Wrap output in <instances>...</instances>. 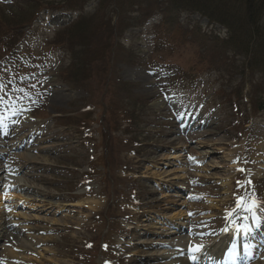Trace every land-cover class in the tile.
I'll use <instances>...</instances> for the list:
<instances>
[{
	"label": "rangeland",
	"instance_id": "1",
	"mask_svg": "<svg viewBox=\"0 0 264 264\" xmlns=\"http://www.w3.org/2000/svg\"><path fill=\"white\" fill-rule=\"evenodd\" d=\"M149 4L0 0V210L7 232L28 235L8 264H169L172 224L217 243L246 217L239 197L256 205L250 240L264 242V52H221L217 17ZM17 107L33 128L16 126ZM261 247L245 264H264Z\"/></svg>",
	"mask_w": 264,
	"mask_h": 264
},
{
	"label": "bare ground",
	"instance_id": "2",
	"mask_svg": "<svg viewBox=\"0 0 264 264\" xmlns=\"http://www.w3.org/2000/svg\"><path fill=\"white\" fill-rule=\"evenodd\" d=\"M17 111L19 112L18 113L19 121H18L16 126L17 127H24V126L28 125V128L29 127L33 128L32 119L28 115L29 111L25 108H19V107H17L15 109V114L17 113ZM18 131L19 130H17L16 133ZM2 133L4 134V131H2ZM11 140H12V143H14V145H13L14 147L21 145V144H23L22 146L27 147V141L28 140L26 141V143L23 142L25 140V138L24 139L22 137L20 138L19 134L12 136ZM32 146L33 145L30 144V145H28V148L29 147L31 148ZM8 148L9 149L12 148L11 144L8 146ZM24 157H26V156H24ZM34 157H32V158H34ZM26 158H31V156H27ZM18 162H21V158L15 157L14 160L10 161L5 166H3V172L5 174H7L8 176L15 177L17 172L22 168L21 165L20 166L15 165V163H18ZM1 205H0V208L2 207ZM73 205H74V203H73ZM73 205H70V207ZM235 211L236 212H245L248 221L244 222V219L240 218L242 220L241 221L240 219H237V216L232 217L230 219V221L228 222V226L225 227L227 234L223 233L221 235V238L217 241V243L215 242L212 245H206L205 243H202L205 247L200 253L196 254L198 256V259L195 261V264H207V262L209 260L214 259L213 256H217V255H218V257L215 258V260H214L217 264H218V261L220 258L222 261L219 264H235V263H233V261H234L233 259L228 258V257L233 256L232 255L233 245L236 246L235 247V255L233 257H236L239 260L241 259V256L247 257L253 253V250H254L253 247L257 245V241H258L257 239L255 241H250V242L247 239L241 240V239L237 238L236 241H234L233 239H230V240H228V239L231 238L232 235L234 236L236 234H237V237H240V238L247 237V235H244L242 232L236 231L237 226H240V225H247L250 228V232L248 233V236H249L253 230V227H254L253 221H251V219H252V217H254V214H256V212H253V210L252 211H246L243 208H239V209L237 208ZM234 215H236V214H234ZM9 216H11V215H7L0 210V239H3L4 236L8 237V235L10 237V239H7V241H8L7 246L0 249V261H2L1 264H8L6 262L7 260H18V259H20V256L17 255L13 249L15 247V245L18 246V244L20 243L19 240H17L15 238L16 236H19V234H20L21 237H24V241L27 242V240H28V237H27L28 235L25 232L24 228L19 227L16 224H14V226L11 227L12 231L7 232V230H6V228L8 227L7 225L9 224L11 226V221H10L11 219H9ZM255 220H257V218H255ZM182 231L183 230L181 228H178L177 226H174L172 224V231L169 234V236L167 237L169 242H171V243H168L167 239L162 240V243H161L162 246L168 245V246H170V248L172 247V249H173L172 252L169 251L167 253L161 251V255L164 256V258L168 260L167 262L169 264H182V262H183V248H184L182 244H184L183 243L184 240L190 239L191 247L197 245V243H194L197 238L193 237V235L190 237H187V236H185V237L181 236L180 237V235L182 234ZM183 237L185 239H183ZM242 241L243 242L248 241V242H246L245 245H243V247H240V245L243 244ZM173 243H174V246H173ZM184 249L186 251V247ZM190 255H192V253L189 252V256ZM247 260L248 259L245 258L244 262L241 264H244ZM184 264H188V263H184Z\"/></svg>",
	"mask_w": 264,
	"mask_h": 264
},
{
	"label": "trees",
	"instance_id": "3",
	"mask_svg": "<svg viewBox=\"0 0 264 264\" xmlns=\"http://www.w3.org/2000/svg\"><path fill=\"white\" fill-rule=\"evenodd\" d=\"M121 4H124L125 1L130 3L129 9L131 10V5L137 0H118ZM141 2V0H138ZM150 1L149 5L156 4L158 7H161L160 12L174 14L178 11L192 10L207 17H217L213 20L218 21L223 26L226 27L227 32L229 33L228 40L224 39L221 43L222 49L221 52H225L227 48H230L235 53L244 54L248 57H261L264 52V47L260 46L264 42V22L259 21L258 11L260 6L259 0H241L238 3L237 0H147ZM178 1H187V7L180 6L181 3H175ZM235 1L241 7L239 8L236 3L235 6L231 5L232 8L225 7L228 2ZM207 2L210 4V9L207 6ZM213 3V5L211 4ZM99 3V2H98ZM181 8V9H180ZM240 14H239V13ZM236 15H241V20H235L233 25H230V20ZM234 25L238 27L237 31H240V35L236 34L237 31H232ZM241 25V26H240ZM240 26V27H239ZM230 30V31H228ZM245 30V31H244ZM262 58V57H261ZM258 99H261L258 96ZM262 103V102H261ZM263 103L259 106L261 109Z\"/></svg>",
	"mask_w": 264,
	"mask_h": 264
},
{
	"label": "snow or ice",
	"instance_id": "4",
	"mask_svg": "<svg viewBox=\"0 0 264 264\" xmlns=\"http://www.w3.org/2000/svg\"><path fill=\"white\" fill-rule=\"evenodd\" d=\"M3 87H4V85L0 84V90H2ZM33 87H35V85H33ZM164 99L169 100L171 98L168 95H165ZM3 102H4V98L2 96H0V104H2ZM176 115H177L178 119L183 117V113H180V112L176 113ZM236 207L238 209L243 208L246 211H252L256 207V205L254 202L249 203V201L244 197H239L236 201ZM189 215H192V214L190 213ZM244 219H247V217H244ZM236 231L237 232H243L244 235H247L250 232V228L247 225H240L237 227ZM204 247L205 246L203 244H197V245H195L189 249V251H190V253H192V255H190L188 257V259L190 261H192L193 264H195V261L198 259V256L196 254L200 253L204 249ZM235 247L236 246L233 245V251H232L233 256L235 255Z\"/></svg>",
	"mask_w": 264,
	"mask_h": 264
}]
</instances>
